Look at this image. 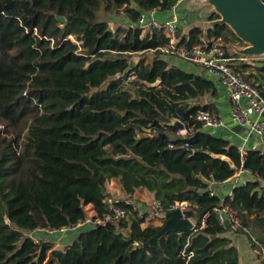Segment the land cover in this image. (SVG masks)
<instances>
[{
  "label": "trees",
  "instance_id": "1",
  "mask_svg": "<svg viewBox=\"0 0 264 264\" xmlns=\"http://www.w3.org/2000/svg\"><path fill=\"white\" fill-rule=\"evenodd\" d=\"M178 1L0 0V264H44L50 250L57 264H239L214 210L223 200L264 244V153L243 155L195 120L198 111H212L199 98L216 92L214 82L170 64L160 50L168 41L163 30L129 24L112 30L100 16L102 8L122 9L137 23L143 12ZM218 18L214 12L209 20ZM203 35L244 44L227 24L205 32L193 27L180 38L191 45ZM149 51L151 58L132 61ZM227 56L250 80L253 65L237 53ZM131 72L136 78L125 87L118 77ZM252 83L264 98V84ZM168 112L182 114L195 132L171 137L177 126L161 125ZM149 126L158 133L137 136ZM241 168L256 177L235 186L232 200L222 199L212 187ZM116 178L127 193L149 192L163 212L188 202L183 212L195 229L160 234L163 225L143 226L133 212L87 226L62 249L36 232L86 219L89 204L103 217L107 183ZM118 204L132 208L124 199Z\"/></svg>",
  "mask_w": 264,
  "mask_h": 264
},
{
  "label": "built area",
  "instance_id": "2",
  "mask_svg": "<svg viewBox=\"0 0 264 264\" xmlns=\"http://www.w3.org/2000/svg\"><path fill=\"white\" fill-rule=\"evenodd\" d=\"M176 7L177 3L170 9L171 16L164 20L149 18V13L153 14L156 9L143 12L139 17L138 22L131 24V26L137 25L145 30H152L153 28L163 30L168 41L165 45L160 47L161 52L166 55L181 58L182 60L204 70L210 76L218 79L226 88L231 101V119L247 129L249 133L258 134L264 137V98L262 96L261 88L235 71L231 65V60L233 58L227 56L228 51L232 54L235 52L233 49L231 50L229 45L225 44L221 38L214 36L207 37L203 35L198 41L191 45L183 42L178 35L179 17L177 15ZM249 58L254 61H264V55L250 56ZM135 78V72H131L128 76L122 74L118 77L121 84L125 87H130L131 80ZM187 103L191 104V101H188ZM184 106L186 105L184 104ZM166 116L167 121L161 123L164 129L168 130V126L172 124L174 119L184 122L182 114L168 112ZM195 120L203 128L220 127L224 125L222 118L211 111H198L195 115ZM136 132L138 137H152L158 133V128L156 126H149L142 130H136ZM194 132V126H187L185 124L184 128L177 126L176 131L170 135L173 138L178 136L186 137ZM241 152L244 155L245 152ZM246 183V180L241 182L243 185ZM212 194H214V192ZM227 196L232 200L234 198V192L231 191ZM125 201L127 204H131L132 208L118 204L119 200L108 198L107 213L103 217H98L96 213L93 215L88 214L86 219L78 223L59 228H38L36 232H45L47 236H53L55 234L63 235L68 231L82 230L87 226L105 224L107 222L117 223L127 218L133 212L137 214L138 218L144 219V223H146L148 216L146 215V212L140 208L134 193H128ZM155 205V213L150 215V217L166 213L162 211L163 209L156 201ZM186 205L187 202H176L171 210L177 208L183 210ZM214 210L223 225L225 220L229 218L231 222V230L243 232L247 235L248 244L254 253L256 263L264 264V244L251 233L250 228L242 222L232 205L223 200L222 205L216 207ZM39 240L40 238L38 235H35V242L38 243Z\"/></svg>",
  "mask_w": 264,
  "mask_h": 264
},
{
  "label": "crops",
  "instance_id": "3",
  "mask_svg": "<svg viewBox=\"0 0 264 264\" xmlns=\"http://www.w3.org/2000/svg\"><path fill=\"white\" fill-rule=\"evenodd\" d=\"M197 0H179L177 2V15L179 17L178 22V35L179 38L183 36H188V32L193 27H200L205 31L208 30L209 27V17L212 13L215 11L209 10L207 12L206 8L199 6L197 3ZM171 16V11H159L156 10L153 14L149 13V18H156L159 20L167 19ZM124 25L133 24V22L125 16L123 19ZM123 25V26H124ZM181 39V38H180ZM229 48L240 55L239 60L246 61L249 64L253 65L252 68L248 69L246 71L247 75H250V80L257 82L258 84H264V71H259L255 67L264 66V61H254L251 60L250 56H244L241 55L237 49L243 48L241 44L238 43H229ZM166 58L170 61L171 65L178 66L179 68H182L183 70L194 72L196 74L205 76L212 80L216 87L215 93H210L204 95L202 98H199V100H202L205 103H210L212 105V111L213 113L217 114L222 118L224 121V125L220 127H205L206 130L214 132L216 135L224 137L228 140H230L232 143L239 146L240 151L247 152L250 149H257L260 150L262 153H264V137L260 136L258 134L249 133L247 129L240 126L236 122H234L231 119L230 116V109H231V101L228 96L226 88L223 86V84L216 79L213 76H210L207 74L204 70L182 60L181 58L167 55ZM254 62V63H253ZM258 63H263V65H258ZM264 116V115H263ZM203 128V127H202ZM256 177V175L252 174L250 168L241 169L238 170L230 179H228L226 182L223 183H217L214 188L215 192L219 194L222 199L226 198V196L233 191L234 187L241 184L243 180H252ZM114 189L113 184L107 188L108 194L109 192H112ZM261 190H264V180L261 181ZM116 193H121V191L124 192L125 196L121 199H116L110 197L108 195V198L114 199V200H122L126 199L128 193L123 189V186L121 184V187L114 190ZM138 190L134 192V196L136 195ZM147 194V198L145 199H152V204L155 205V199L153 196L144 190ZM139 203V201L137 200ZM189 203L187 202V205ZM140 205V203H139ZM90 208L89 214L93 215L95 214L94 206L93 204L88 205ZM146 207V205H144ZM148 209V208H147ZM147 211V210H146ZM254 217V215H252ZM194 224L195 221L193 220ZM80 230L77 231H68L64 233L63 235L55 234L53 236H49V239L52 241V243H55L57 241H62V244L69 245L72 243L73 239L78 235ZM224 236H227L231 239V245L235 246L238 250L239 255V264H257L255 260L254 253L252 249L250 248L247 240V235L243 232H237V231H228L226 229V233H224ZM54 247H56L54 245Z\"/></svg>",
  "mask_w": 264,
  "mask_h": 264
},
{
  "label": "water",
  "instance_id": "4",
  "mask_svg": "<svg viewBox=\"0 0 264 264\" xmlns=\"http://www.w3.org/2000/svg\"><path fill=\"white\" fill-rule=\"evenodd\" d=\"M205 1V0H202ZM215 5V12L222 16L215 20H210L209 27L213 28L218 24H227L232 28L235 34L250 45L238 48L237 51L244 56H262L264 55V1L263 0H219L216 5L214 0H209ZM58 19L65 22L64 16H58ZM208 28V29H210ZM254 63V62H253ZM263 65V63H258ZM159 83L156 82L155 85ZM174 125L184 128V122L174 119ZM105 190V189H104ZM167 217L160 234L168 230L176 229L181 232L194 230L195 224L190 218L185 217L181 208L170 210L165 213ZM231 222L227 218L224 227L231 231ZM214 236L212 235V238Z\"/></svg>",
  "mask_w": 264,
  "mask_h": 264
},
{
  "label": "rangeland",
  "instance_id": "5",
  "mask_svg": "<svg viewBox=\"0 0 264 264\" xmlns=\"http://www.w3.org/2000/svg\"><path fill=\"white\" fill-rule=\"evenodd\" d=\"M213 2L216 3V5L219 4V0H214ZM196 3L199 6H202V7L206 8L207 12H209V10L216 11L215 10V8H216L215 5H213L209 0H205V1L197 0ZM100 16L102 18H104V19L109 21V26H110V28L112 30H117V28H119V27L124 25L123 19L125 18L126 14L124 13V10H122V9L121 10H116V11H113V12L110 13V12H107L105 10V8H102L101 12H100ZM220 17L222 18L221 15H220ZM71 40H73L74 42L76 41V39L73 36L71 37ZM243 45L245 47V46L250 45V43H244ZM143 55L151 58L153 56V53L151 51H149V52H146L144 54H140V53L133 54L131 59H132V61L138 62L140 60V57L143 56ZM112 184L114 186V189H113L112 192H109L110 197H112V198L114 197L116 199L117 198L118 199L123 198L125 196L123 191H121L120 194L116 193L114 191L115 188L118 189V188L121 187L120 179L116 178V179H113L110 182H108L107 183V188L110 187ZM135 198H136V200L139 201L140 208L142 210H144L146 212V215L148 216V219H147L146 223L143 224V226H146L147 224L163 225L165 223V221H166L165 214H160L159 216L158 215H154V217H150V215L155 213L156 208L152 204V202H153L152 199H145V198H147V194L144 191V189L138 190L136 195H135ZM144 205H146V207ZM90 208L91 207H89V206H87V208H86L88 210V213H89ZM48 237L49 236H46V238H48ZM52 244L56 246V247H54V249L55 248L62 249V248H66V247H68L70 245V244L69 245L62 244V241H60V240L55 242V243H52ZM44 264H57V260L53 257L52 250L48 251V257L45 260Z\"/></svg>",
  "mask_w": 264,
  "mask_h": 264
}]
</instances>
